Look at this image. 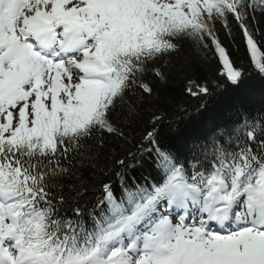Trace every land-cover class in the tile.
Wrapping results in <instances>:
<instances>
[{"label": "snow or ice", "instance_id": "obj_1", "mask_svg": "<svg viewBox=\"0 0 264 264\" xmlns=\"http://www.w3.org/2000/svg\"><path fill=\"white\" fill-rule=\"evenodd\" d=\"M261 44L264 0H0V264H264V108L180 129Z\"/></svg>", "mask_w": 264, "mask_h": 264}, {"label": "trees", "instance_id": "obj_2", "mask_svg": "<svg viewBox=\"0 0 264 264\" xmlns=\"http://www.w3.org/2000/svg\"><path fill=\"white\" fill-rule=\"evenodd\" d=\"M234 50L236 56L246 66H251V60L246 48L240 42V35H235ZM229 43H232L230 40ZM261 51L264 52V44H261ZM183 55H189V50H185ZM197 101H191L187 106L193 115L190 121L180 125L181 136L187 139L207 128L211 123L217 122L225 118L230 113L236 111L240 107L249 110H259L264 108V78L257 74H253L246 79L239 87L229 86L228 90L211 100L209 108L205 112L197 113L195 108ZM162 139L170 145H178L180 137L176 136L172 130L165 127L161 133Z\"/></svg>", "mask_w": 264, "mask_h": 264}]
</instances>
